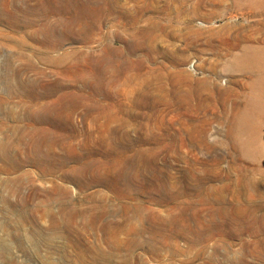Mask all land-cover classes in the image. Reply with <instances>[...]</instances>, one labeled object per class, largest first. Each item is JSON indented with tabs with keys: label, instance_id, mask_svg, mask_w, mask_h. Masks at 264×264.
<instances>
[{
	"label": "rangeland",
	"instance_id": "1",
	"mask_svg": "<svg viewBox=\"0 0 264 264\" xmlns=\"http://www.w3.org/2000/svg\"><path fill=\"white\" fill-rule=\"evenodd\" d=\"M82 1L96 10L81 21L64 0H0V153L24 157L44 142L40 122H59L65 169L103 150L117 163L107 187L49 161L0 169V264H264V109L251 122L255 169L236 122L253 76L228 65L264 47V0ZM108 126L128 132L125 146ZM138 152L147 169L127 178L160 202L117 184L119 159ZM170 216L179 233L166 235Z\"/></svg>",
	"mask_w": 264,
	"mask_h": 264
},
{
	"label": "bare ground",
	"instance_id": "2",
	"mask_svg": "<svg viewBox=\"0 0 264 264\" xmlns=\"http://www.w3.org/2000/svg\"><path fill=\"white\" fill-rule=\"evenodd\" d=\"M240 1L247 5H253L254 3V0H240ZM64 2L66 3L67 7L69 6L68 8H71L73 6L75 7L76 5H80L81 10H79V13L76 15V19H79L81 21L86 16V13L84 12V10L91 11V13H93V11L95 12L96 10L95 7H93L92 5H89L86 1L64 0ZM93 24H94V18L91 17L90 21L88 23H85V27H84L85 29L82 32H78L80 34L79 36H76V38H81V37L83 38L84 36L88 35L89 31L93 27ZM69 57H70L69 53H64L62 55L52 57L50 58V60L51 62L55 64H59V63L66 61ZM228 65H229L230 70L240 69L244 71H250L253 76L250 81V91L247 93V95H248L249 100L253 102L254 104L250 105L249 108L245 111V113L242 114L240 117H238L236 122H237V128H238V133H239L238 138L241 142L243 153L245 157L250 158L251 161L256 163L255 169H258L257 168L258 166L257 157L255 155H252V152L257 148V141L255 139V133L253 131L254 128L252 127L251 122H255L258 119V115H260L262 110L264 109V47L256 48L253 46H244L240 51H238L236 54L232 56V59L230 60ZM40 123L46 125V127H44V130L41 129V133L43 131V136L40 135L43 138L44 142L41 141V139H39L38 137L39 140L33 141L35 142L34 146L28 150V153H25L24 157L20 155L17 156V154H15L16 156L10 154L9 153L10 146H5L4 150L1 148L2 151L0 153V157L1 159L4 160L6 164L1 165L0 169H7V167H11L12 163L24 164V162L27 159H30L31 162L33 161L36 162L38 167L42 169L43 164H46V162L49 161L52 167H55V168L57 167L61 170L62 176L74 180L76 183L81 184V186L101 185V186L107 187L110 185L111 170L113 169L114 163H117V161L115 160L116 158L114 159L115 155H113L115 154V152L110 153L107 150L96 151V153H99L98 156H96V153H93L88 157L87 160L80 161L78 165L72 168H69V169H65L64 167L67 163V160L66 158L62 156V154H59L56 152L57 143L54 139L50 137V135L53 134L52 136H54L55 138H59V137L63 138V136L65 135L64 130H63L64 127H61L59 129V122H40ZM61 124L63 125L69 124L72 129L75 128L71 122L69 123L60 122V125ZM51 128L53 130L55 129L54 131L57 135H55V133H51L53 132ZM106 131H108L106 133H109L114 138L116 145L125 146V144L127 143V140L129 139L128 132L123 129L121 130L120 128H117V127L112 128L111 126H108V130ZM96 133L97 131L90 130L88 132L89 138L94 139ZM42 142L45 146V149H42L43 148ZM138 153H139V156L135 157L136 159L128 160V163H127V160L125 162L124 157H121L120 159L118 158L119 160H122V164L119 165L120 167H118V175L116 177L117 184L123 186L124 189L127 188V186H132V187H135L139 191L142 190V192L151 191L150 194H147L149 198L147 199L150 201V203L158 202V201L160 202L159 198L155 196L156 194L153 195L156 189L155 186L148 185V186L141 187L138 184L133 183L131 180L127 178L128 171L126 170H130V169L134 170L132 171L133 175L139 178L141 177V175H144V171L147 169L146 162L141 156V152H138ZM116 154L120 155L119 152H117ZM7 163L9 166L6 167ZM214 197H215L214 199L218 203L223 200L222 196L219 194L218 195L216 194V196ZM170 201L171 200H169V202ZM153 214H155L154 217H157V213H153ZM167 216H168V213H167ZM164 220L166 219L164 218ZM115 223L116 222H113V225H112L114 228L113 230L114 235L117 233L118 230L123 229L122 222H121L122 224H118V223L115 224ZM168 223L170 225L165 226L163 224L164 226H162V228L159 229L161 230L160 232L165 233L166 235H169L171 233H179V231L177 229H174L172 225L173 223L174 224L177 223V221L173 219V217H171L168 220ZM160 224H162V222ZM110 225H111V222H110ZM250 226H251V229H250L251 232L258 233V230L255 231V229L252 227L251 224ZM155 227L157 229V226ZM152 229L156 230L153 227ZM224 230H226L227 233H232L230 232V229H224Z\"/></svg>",
	"mask_w": 264,
	"mask_h": 264
}]
</instances>
